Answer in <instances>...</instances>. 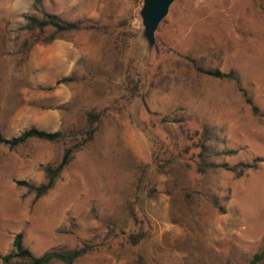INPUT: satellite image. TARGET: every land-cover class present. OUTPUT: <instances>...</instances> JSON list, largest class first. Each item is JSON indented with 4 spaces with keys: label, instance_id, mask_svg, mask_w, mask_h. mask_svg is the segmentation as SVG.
<instances>
[{
    "label": "rangeland",
    "instance_id": "374dc122",
    "mask_svg": "<svg viewBox=\"0 0 264 264\" xmlns=\"http://www.w3.org/2000/svg\"><path fill=\"white\" fill-rule=\"evenodd\" d=\"M141 1L41 0L39 16L100 28L36 42L23 59L21 42L38 37L21 30L32 0L22 16L0 0V134L33 126L68 136L0 144V261L20 232L35 255L96 245L72 264H136L138 256L147 264H246L259 252L264 264V0H174L150 51L140 37ZM184 57L234 70L258 113L233 80L199 74ZM90 110L100 113L92 139L34 200L16 182H43L41 166L57 162L68 139L84 137ZM202 124L221 128L224 146L237 150L216 162L258 159L257 167L238 178L221 168L196 172L197 148L183 133ZM139 231V242L125 241Z\"/></svg>",
    "mask_w": 264,
    "mask_h": 264
},
{
    "label": "trees",
    "instance_id": "16d2710c",
    "mask_svg": "<svg viewBox=\"0 0 264 264\" xmlns=\"http://www.w3.org/2000/svg\"><path fill=\"white\" fill-rule=\"evenodd\" d=\"M41 0H32L30 8L34 11L25 15V22L21 27V30L28 34H36L38 37L33 40L24 39L21 42V49L23 59L26 52L36 42L49 43L54 39L65 38L66 34L74 31H79L85 28L99 30L100 27L88 24L83 19H76L74 21H66L55 13H49L41 11V15H37L36 11H40ZM47 32L43 35L44 32ZM189 66H194L197 73L217 77L227 78L233 80L243 96H246V91L239 86V77L234 70L227 72H221L214 68H205L201 62H196L192 59H188ZM70 77H65L57 82H67ZM245 101L250 104L251 110L254 113H258V109L252 104L249 97H245ZM99 112L90 110L86 113V128L84 130V137L80 139H68L67 145L63 148L60 159L55 163L47 162L41 166V170L44 174L45 180L38 185H32L25 181H17L18 185L27 187L29 191L33 193V199L36 200L40 196L44 195L50 190L55 181L60 176V173L64 167L71 161L73 154L82 148L89 140L92 139L95 132V122L99 119ZM166 121V117L162 118ZM184 138L192 140V145L197 148L195 153V170L198 173H204L207 170H215L221 168L231 171L234 178H238L244 174L246 170L255 169L257 167L258 159H254L251 162H238L232 166L227 165L224 162H216L217 156H230L234 155L237 150L234 148H227L224 146V136L222 130L219 127L202 124L199 129L189 132L185 130L183 133ZM68 136L61 130H44L37 127H29L13 136L11 138H5L0 134V144L6 145L9 148H15L18 145L26 142L29 139H39L49 142H57L67 139ZM222 146V147H220ZM191 145H186L184 150L187 151ZM180 155V153H177ZM213 204L217 207L219 212H222L223 208L216 205V198H213ZM128 215L134 220L138 221L137 215L134 212L131 203L126 206ZM144 232L139 231L136 233H129L125 237V241L131 244H136L142 239ZM96 248L95 244L82 242L81 244L72 248H50L45 250L39 255L33 254L26 246L23 245L22 233L15 234L12 240V249L1 256L0 264H52L54 262H61L63 264H72L76 259L82 255L91 252ZM262 258V253H254L246 262V264H258ZM136 264H147L141 256L136 259Z\"/></svg>",
    "mask_w": 264,
    "mask_h": 264
},
{
    "label": "water",
    "instance_id": "95a60500",
    "mask_svg": "<svg viewBox=\"0 0 264 264\" xmlns=\"http://www.w3.org/2000/svg\"><path fill=\"white\" fill-rule=\"evenodd\" d=\"M174 0H142L138 9L141 21L140 37L145 42L146 50L150 51L154 43V32L158 23L165 17L169 6Z\"/></svg>",
    "mask_w": 264,
    "mask_h": 264
},
{
    "label": "clouds",
    "instance_id": "9594fccd",
    "mask_svg": "<svg viewBox=\"0 0 264 264\" xmlns=\"http://www.w3.org/2000/svg\"><path fill=\"white\" fill-rule=\"evenodd\" d=\"M13 14L22 16L27 11V0H11L10 4L7 5Z\"/></svg>",
    "mask_w": 264,
    "mask_h": 264
}]
</instances>
